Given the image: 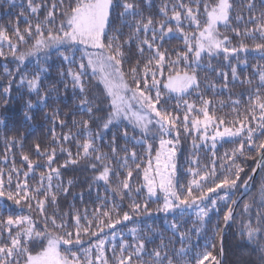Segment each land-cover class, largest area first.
I'll list each match as a JSON object with an SVG mask.
<instances>
[{
  "label": "snow or ice",
  "instance_id": "6c2138e0",
  "mask_svg": "<svg viewBox=\"0 0 264 264\" xmlns=\"http://www.w3.org/2000/svg\"><path fill=\"white\" fill-rule=\"evenodd\" d=\"M3 6L18 11L0 25V108L15 87L36 97L25 101L26 121L69 91L75 110L71 127L58 107L45 114L51 145L34 143L36 159L23 135L0 136V264H222L237 219L264 264V182L250 188L257 170L264 174V0H159L155 14L145 12L153 0ZM174 38L183 46L165 47ZM250 52L259 60L250 63ZM241 65L251 75L241 77ZM52 68L58 79L45 85ZM229 72L247 91L227 102L209 97L229 90ZM70 167L91 173L86 193L64 180ZM61 197H71L63 209ZM160 214L163 230L147 224Z\"/></svg>",
  "mask_w": 264,
  "mask_h": 264
},
{
  "label": "trees",
  "instance_id": "16d2710c",
  "mask_svg": "<svg viewBox=\"0 0 264 264\" xmlns=\"http://www.w3.org/2000/svg\"><path fill=\"white\" fill-rule=\"evenodd\" d=\"M19 3L20 0H17ZM141 4L143 5V0H140ZM154 6L151 9V13L147 9H145L146 14H155L157 11V7L159 4V0H153ZM4 0H0V25H7L9 21L15 20L16 18V12L18 11L17 9L14 8H5L4 6ZM8 13H12V15H8ZM203 19V17H201ZM21 27H24L23 21L21 20ZM221 31H225V29L221 28ZM230 34V33H229ZM236 41H234L235 43ZM249 45H252L254 42L251 40L246 41ZM182 40L180 38H174L169 41H166L165 47L169 49L173 48H178L182 47ZM131 57L133 58V62H135L136 58V49L135 46L132 47ZM248 59L250 63H254L257 60H259L258 54L255 52H250L248 54ZM0 63H3L2 60H0ZM50 63H52L50 61ZM233 64H235V61H232ZM213 64H217V61L213 60ZM34 66V58H33V63L28 65L29 70L31 71ZM219 67H223L224 71H229V69L225 66L224 63H221L218 65ZM251 68L247 69L245 72L243 70V66L241 65L238 67V72L240 73L241 77L244 75H251ZM58 79V74L55 68H52L49 73V77L46 81H44L45 85L51 84L53 81ZM213 79H216V77L213 75ZM4 83L3 80H0V85ZM217 83H221V81L217 80ZM92 92L99 94V87L96 85V81H92ZM247 88L246 86L242 87L239 83H233L231 81V73L229 72V90L224 91L223 93L218 94L217 96L213 97L212 93H207L209 97H212L214 100L215 99H220L224 101H228L229 95L232 96L233 99L238 98V94L241 92H246ZM195 99V97H192ZM28 99H32L33 102L35 103L36 97L34 95H29L27 93L26 89H21L19 93H17L16 88H13V99L10 101L9 105L7 106V111H5L4 108H0V116H3L5 118V123L7 124V127L0 126V136L3 135H15L17 137H20L23 135L24 139V151H26L33 159H36L32 149L34 146V143H40L42 149L46 146L51 145V140H50V133H49V128L53 127V124L51 121L45 119V114L50 113L53 108L58 107L62 111L61 119H64L65 116L63 115L64 113L68 114V120H69V126L70 125V120H71V113L75 110V102L72 98V94L69 91L67 93V96H61L60 99L56 102L49 101V106L48 108H43L42 106H37L30 110L29 114L32 116L31 121H26L24 118V112H25V101ZM230 109L225 108L223 112H218V114H223L226 112H229ZM77 119L80 117L77 116ZM86 118V117H85ZM62 131H67V129H61L60 127H56V133L59 135ZM73 132L76 131L75 128L72 129ZM66 147H72L73 150L75 151L74 145L71 144H66ZM154 149L158 147V142L153 145ZM231 145L229 144H224L223 147L218 146V155L222 153L225 149L230 148ZM138 156H144V149H141L137 147L136 149ZM3 152V145L0 143V154ZM13 152L16 153V160H17V165H20V160H19V150L18 148H14ZM202 158L204 157V154L201 153ZM58 160L60 162L63 161L62 157L58 156ZM205 162H207L205 160ZM184 160L183 158L180 161V164L183 165ZM251 163V162H249ZM4 165L2 162H0V167H3ZM62 175L64 180L68 179H74L76 181V186L71 190L72 192H80V191H85L87 189V183L86 181L89 180L91 177V173L84 171L82 168H73L70 167L69 169H61ZM139 179V178H138ZM264 182V174L260 173L258 178L256 179L252 192L256 193L260 183ZM71 201V197L68 198V200H65L63 197L60 199V207L63 209L65 208L66 204ZM88 197L87 194L85 196V202L87 203ZM3 201L0 200V204H2ZM77 207L81 206V203L79 200L76 202ZM149 207L150 208H155L156 204L149 202ZM240 209H238L237 213H239ZM25 214L26 211H25ZM215 222V217L214 221ZM147 224L152 225L153 228H159L160 230H163V215L160 214L158 216H154L151 219L147 220ZM239 224V219L235 222L233 227L229 229V234L225 237L224 240V263L223 264H260V259H259V254L255 251L250 246H247L240 238L237 230V225ZM190 226V225H189ZM118 228H121L122 226H117ZM128 227H132V224L129 223ZM124 231H127V229H123ZM207 235H211V233H207ZM165 236H171L170 232H166ZM195 239V238H194ZM205 243V238L204 236H201L199 239V244L201 248L203 247ZM217 243V251L219 249V242L216 241ZM177 248L179 247V244L176 245ZM36 250H39L38 248ZM207 264V262H206Z\"/></svg>",
  "mask_w": 264,
  "mask_h": 264
},
{
  "label": "water",
  "instance_id": "95a60500",
  "mask_svg": "<svg viewBox=\"0 0 264 264\" xmlns=\"http://www.w3.org/2000/svg\"><path fill=\"white\" fill-rule=\"evenodd\" d=\"M259 175H260V172H259V170H257V174H256L255 176H253V180H252V182H251V184H250L251 191H252L253 186H254V183H255V181H256V179L258 178ZM236 211H238V209H236ZM228 234H229V230H228L227 233L225 234V237H226ZM224 240H225V238H224ZM224 256H225V255H224ZM224 256H223V258H222V264L224 263Z\"/></svg>",
  "mask_w": 264,
  "mask_h": 264
}]
</instances>
